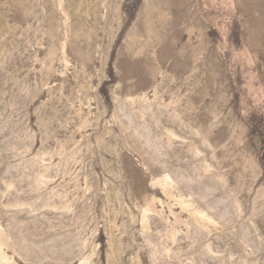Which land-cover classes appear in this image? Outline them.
Here are the masks:
<instances>
[{
	"label": "rangeland",
	"instance_id": "374dc122",
	"mask_svg": "<svg viewBox=\"0 0 264 264\" xmlns=\"http://www.w3.org/2000/svg\"><path fill=\"white\" fill-rule=\"evenodd\" d=\"M0 264H264V0H0Z\"/></svg>",
	"mask_w": 264,
	"mask_h": 264
}]
</instances>
